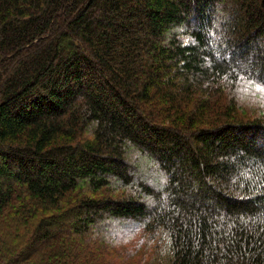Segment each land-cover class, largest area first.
Returning <instances> with one entry per match:
<instances>
[{
	"label": "trees",
	"instance_id": "1",
	"mask_svg": "<svg viewBox=\"0 0 264 264\" xmlns=\"http://www.w3.org/2000/svg\"><path fill=\"white\" fill-rule=\"evenodd\" d=\"M262 80L264 0H0V264H264Z\"/></svg>",
	"mask_w": 264,
	"mask_h": 264
},
{
	"label": "rangeland",
	"instance_id": "2",
	"mask_svg": "<svg viewBox=\"0 0 264 264\" xmlns=\"http://www.w3.org/2000/svg\"><path fill=\"white\" fill-rule=\"evenodd\" d=\"M241 96V100L243 101V106L246 109H250L252 108L253 110H256L259 106L263 109L264 108V88L261 86H247V87H243V93L240 95ZM106 193V192H105ZM104 193V195H106ZM122 193V192H121ZM108 195H114L115 191H107ZM119 196V195H118ZM123 226V225H122ZM133 225H124V228H129ZM130 229V228H129ZM144 236L143 234L136 236V238H131V242L134 243V240H136L138 242H144L146 244V249H147V255H143L138 253V255L133 259L128 258V264H152L154 261V254L157 253L156 252V245L152 243L151 240L149 239H143ZM142 239V240H140ZM140 240V241H139ZM120 245H122L121 243L116 242H107V244H102V246L100 245L99 248H101L100 250H102L103 252L107 253L106 256H102L101 257V261L103 262H107V264H117V262L121 259V251L125 250L126 247H122L120 248ZM112 248V249H111ZM125 248V249H123ZM112 252H115V254L113 255ZM103 264V263H101Z\"/></svg>",
	"mask_w": 264,
	"mask_h": 264
},
{
	"label": "snow or ice",
	"instance_id": "3",
	"mask_svg": "<svg viewBox=\"0 0 264 264\" xmlns=\"http://www.w3.org/2000/svg\"><path fill=\"white\" fill-rule=\"evenodd\" d=\"M246 75L249 76V82L252 81L253 77H252V74H251V69H247L246 70ZM256 79H260L259 77H256ZM262 83H264V80L261 81Z\"/></svg>",
	"mask_w": 264,
	"mask_h": 264
}]
</instances>
